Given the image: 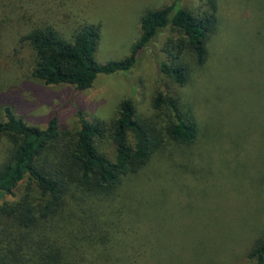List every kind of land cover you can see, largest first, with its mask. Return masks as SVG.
<instances>
[{
  "label": "rangeland",
  "instance_id": "obj_1",
  "mask_svg": "<svg viewBox=\"0 0 264 264\" xmlns=\"http://www.w3.org/2000/svg\"><path fill=\"white\" fill-rule=\"evenodd\" d=\"M62 1L23 0L19 11L47 19L67 40L80 25L100 24L99 63L130 53L145 11L171 3L195 12L205 8V0ZM217 2L219 25L208 42L206 62L198 66L190 60V76L182 86L158 67L169 28L156 33L129 70L99 73L87 89L46 84L32 75L30 48L19 39L27 26L17 25L18 15L0 34V117L2 106L10 105L29 125L45 128L56 116L74 132L78 112L107 124L116 118L119 102L130 98L139 117L157 120V91L177 95L192 112L197 140L168 143L135 183L134 195L148 202L146 223L159 241L154 264H162L169 252L181 258L179 264H253L246 254L264 235V0ZM10 145L2 136L0 162ZM99 149L114 154L108 139ZM146 228L142 223L137 231Z\"/></svg>",
  "mask_w": 264,
  "mask_h": 264
},
{
  "label": "trees",
  "instance_id": "obj_2",
  "mask_svg": "<svg viewBox=\"0 0 264 264\" xmlns=\"http://www.w3.org/2000/svg\"><path fill=\"white\" fill-rule=\"evenodd\" d=\"M22 2L0 0V34L18 15L17 25L27 26L19 39L30 48L32 75L77 89L91 87L99 73L129 70L162 28L171 33L162 46L159 71L182 86L190 76V60L205 64L208 42L219 25L217 0H205L199 12L176 3L149 9L140 18L141 35L130 53L99 63L100 24L80 25L67 40L47 19L20 12ZM153 107L160 119L141 118L132 100L124 98L107 124L78 112L79 128L73 132L56 116L40 128L26 123L10 105L2 106L0 139L6 136L11 145L0 162V264H154L159 241L146 223L148 202L134 195L135 183L168 143H194L198 126L173 93L157 91ZM105 139L114 145L112 156L99 149ZM142 223L147 225L143 233L137 231ZM246 258L264 264V235ZM179 261L169 252L162 264Z\"/></svg>",
  "mask_w": 264,
  "mask_h": 264
}]
</instances>
